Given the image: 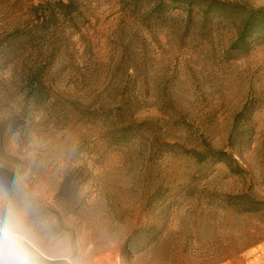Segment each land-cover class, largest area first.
<instances>
[{
    "label": "rangeland",
    "instance_id": "obj_1",
    "mask_svg": "<svg viewBox=\"0 0 264 264\" xmlns=\"http://www.w3.org/2000/svg\"><path fill=\"white\" fill-rule=\"evenodd\" d=\"M41 1L0 0V187L32 200L50 260L264 263V41L231 48L264 0H222L206 30L199 2L78 0L75 27L30 37Z\"/></svg>",
    "mask_w": 264,
    "mask_h": 264
},
{
    "label": "trees",
    "instance_id": "obj_2",
    "mask_svg": "<svg viewBox=\"0 0 264 264\" xmlns=\"http://www.w3.org/2000/svg\"><path fill=\"white\" fill-rule=\"evenodd\" d=\"M175 2L176 0H158L157 10L158 12H163L162 7H165L167 2ZM188 6L193 3H201V15L204 19L201 26L206 30V23L211 18L217 16L230 15L233 8L237 5L233 2L222 1V0H183ZM32 16V22L29 28H27L28 34L33 36L34 32L41 27L50 28L58 24H68L71 27L77 25L78 17L80 16V7L78 5V0H44L37 4H32L29 10ZM192 12L188 9V13ZM24 27L13 29L8 37L6 38V43L3 46L6 50H14L15 46L21 43V36ZM264 41V7L250 9L245 16V21L236 28L235 40L233 41L231 48L237 51H248L251 45L255 42ZM28 89L27 93L31 96L32 100L36 104L45 102L46 91L44 90L45 83L42 80L41 75L38 70L34 73L27 75ZM247 210V209H245ZM154 228V226H153ZM146 239L145 228L143 226L135 229L132 236L128 238L121 247V254H123L132 242L139 244L135 252L139 253L145 250L146 244L144 243ZM158 240V233L150 239V244L155 243ZM132 241V242H131ZM49 264H63L62 260H49Z\"/></svg>",
    "mask_w": 264,
    "mask_h": 264
},
{
    "label": "clouds",
    "instance_id": "obj_3",
    "mask_svg": "<svg viewBox=\"0 0 264 264\" xmlns=\"http://www.w3.org/2000/svg\"><path fill=\"white\" fill-rule=\"evenodd\" d=\"M46 224L22 189L0 187V264H49L41 242ZM63 264H84L71 255Z\"/></svg>",
    "mask_w": 264,
    "mask_h": 264
},
{
    "label": "crops",
    "instance_id": "obj_4",
    "mask_svg": "<svg viewBox=\"0 0 264 264\" xmlns=\"http://www.w3.org/2000/svg\"><path fill=\"white\" fill-rule=\"evenodd\" d=\"M244 264H264V263H244Z\"/></svg>",
    "mask_w": 264,
    "mask_h": 264
}]
</instances>
